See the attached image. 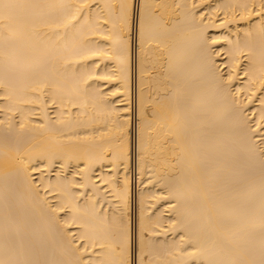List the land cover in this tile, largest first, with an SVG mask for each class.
Wrapping results in <instances>:
<instances>
[{"label":"bare ground","instance_id":"bare-ground-1","mask_svg":"<svg viewBox=\"0 0 264 264\" xmlns=\"http://www.w3.org/2000/svg\"><path fill=\"white\" fill-rule=\"evenodd\" d=\"M0 264H264V0H0Z\"/></svg>","mask_w":264,"mask_h":264}]
</instances>
